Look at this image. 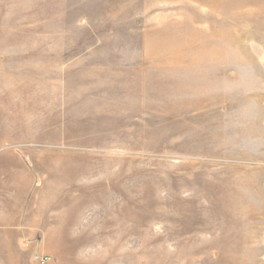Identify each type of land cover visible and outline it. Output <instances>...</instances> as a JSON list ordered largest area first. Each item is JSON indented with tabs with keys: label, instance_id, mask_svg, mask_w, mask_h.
<instances>
[{
	"label": "rangeland",
	"instance_id": "1",
	"mask_svg": "<svg viewBox=\"0 0 264 264\" xmlns=\"http://www.w3.org/2000/svg\"><path fill=\"white\" fill-rule=\"evenodd\" d=\"M0 264H264V0H0Z\"/></svg>",
	"mask_w": 264,
	"mask_h": 264
},
{
	"label": "built area",
	"instance_id": "2",
	"mask_svg": "<svg viewBox=\"0 0 264 264\" xmlns=\"http://www.w3.org/2000/svg\"><path fill=\"white\" fill-rule=\"evenodd\" d=\"M36 258L39 259V260L42 261V262H45V261H44V258H43V257H40L39 255H37Z\"/></svg>",
	"mask_w": 264,
	"mask_h": 264
}]
</instances>
